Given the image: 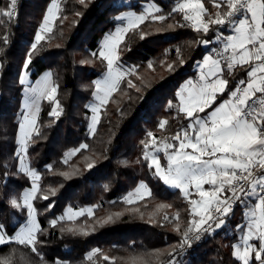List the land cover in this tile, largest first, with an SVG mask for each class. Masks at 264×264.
<instances>
[{
  "label": "trees",
  "instance_id": "16d2710c",
  "mask_svg": "<svg viewBox=\"0 0 264 264\" xmlns=\"http://www.w3.org/2000/svg\"><path fill=\"white\" fill-rule=\"evenodd\" d=\"M51 1L18 0V19L8 21L5 17L0 24V174L18 170L16 150L23 97L19 73ZM148 1L157 4L165 15L175 6V0H86L83 5L78 0L58 1L52 32L44 34L29 72L31 79L46 70L53 73L58 86L56 99L63 109L59 118L50 117L53 105L41 101L37 128L26 148L29 166L40 176L34 207L38 223L47 230L40 236L44 243L37 245L43 261L30 247L15 243L0 247V260L7 256L12 264H54L58 258L67 264H164L166 253L181 240L189 219L188 200L178 189L153 178L152 170L143 162L142 144L148 139V131L159 139L176 134L187 123L183 114L177 116L175 94L180 84L195 74V62L208 47L198 46L201 35L191 27L179 26L183 23L180 14L163 22L148 18L137 30L124 35L120 62L136 67L130 78L140 91L129 88L126 77L103 107L95 131L90 134L88 129L90 109L86 105L93 97V81L106 70V62L92 53L98 54L102 36L115 28L119 13L142 12ZM8 2L0 0V7ZM203 3L214 11L210 1ZM5 35L7 44L3 42ZM180 58L184 65H180ZM85 61L90 62L82 63ZM150 63L152 68L148 67ZM168 64H173L175 71H169ZM244 74V70L237 69L234 79L226 76L230 90ZM169 101L174 105L171 109ZM161 119L168 120L164 131L158 129ZM83 144L88 147L81 149ZM89 163L93 164L91 169ZM140 180L149 186L152 195L124 203L123 196ZM30 184L31 179L23 174L10 178L0 175V197L7 194L19 199ZM45 193L49 195L46 201L41 198ZM50 204L54 207L49 210ZM162 204L171 207L160 208ZM66 207H89L93 213L90 216L85 212L75 220L58 221L55 228L50 227V220L59 217ZM177 211L178 221H165V216L173 217ZM115 213L122 215L115 222L104 223ZM25 218L26 213L0 208V222L13 229H18ZM241 222L242 209L237 206L224 228L194 242L181 257L182 264H239L231 256V246L239 233L235 225ZM175 223L181 231H176ZM69 227L89 234L71 235ZM94 249L98 250L95 255H88Z\"/></svg>",
  "mask_w": 264,
  "mask_h": 264
},
{
  "label": "snow or ice",
  "instance_id": "6c2138e0",
  "mask_svg": "<svg viewBox=\"0 0 264 264\" xmlns=\"http://www.w3.org/2000/svg\"><path fill=\"white\" fill-rule=\"evenodd\" d=\"M78 2L86 4V0ZM210 2L214 11L209 10L202 0H177L167 15L153 4L139 15L135 11H129L123 16L115 17L117 21L126 20V26L117 27L106 37L98 54L92 53L102 63L106 62L107 71L103 78L93 81L92 95L97 103L86 105L92 113L89 129L95 131L100 121L101 109L120 89L126 77L128 87L140 91L130 78L136 73V67L125 68L119 62L124 35L129 30H137L148 18L163 22L173 14H180L183 23L179 26L191 27L201 35L197 44L208 47L209 52L203 55L202 60L195 62L199 69L198 81L187 80L175 94L178 101L175 105L177 116L183 114L189 121L187 127H181L175 135L160 140H157L152 131H148V139L142 141L143 162H147V167L153 170V178L170 189H178L185 199H188L190 189H194L198 196V199L188 201L187 226L182 231L181 240L166 253L164 264H182L181 257L192 249L194 242L200 241L209 232L214 234L224 228L237 206L242 209V219L246 224L235 225L237 231L242 233L239 237L241 243L232 244L231 256L239 264H264V0ZM17 7L18 0H9L6 7H0V24L4 23L5 17L8 21L18 19ZM55 14L53 5L35 33L34 42L19 73L18 82L23 88L25 109L19 124L20 153L33 140L42 99L53 105L50 117L59 118L63 111L56 99L58 86L52 79L53 73L46 72L34 84H27L33 57L45 40L44 34L52 32L49 25ZM144 38V34H141V39ZM3 42L8 43L7 35ZM87 62L90 61L82 63ZM179 63L184 65L185 61L180 58ZM148 67L152 68V64ZM167 68L175 71L173 64H168ZM237 69L246 72V79L238 80L235 89L230 90V80L225 78L224 73L227 72L234 79ZM225 94L227 99L218 100ZM173 107V102L169 101L168 108ZM167 125L168 120L161 119L158 129L164 131ZM87 147L86 144L80 146L81 149ZM160 152L166 163H162L161 158L156 155ZM87 167L91 169L93 164L89 163ZM18 174L30 178L31 187L26 188L19 199L10 198L7 194L0 197V208L8 207L14 213H26V218L18 229L0 222V247L13 243L30 247L31 252L40 255L43 261L37 245L44 243L40 236L47 230L38 223L37 209L34 207V201L40 192L37 184L40 176L24 163L23 155L20 156V166L16 172L9 174L5 170L0 175L10 178ZM64 175L68 176L67 173ZM205 185L208 187L205 188ZM51 194L55 195V192ZM145 194L152 195L148 185L141 182L135 191L123 197V202L132 204L134 199H143ZM41 198L46 201L49 195L45 193ZM53 207L54 204H50L49 210ZM159 207L171 205L162 204ZM87 213L91 216L93 209L88 208ZM84 214V209L73 211L69 207L62 216L50 220V227L55 228L58 221L75 220ZM121 215L122 213L112 214L104 223L115 222ZM164 219L173 223L180 219V213L177 211L175 216H165ZM175 229L181 231L179 223H175ZM61 232H64L63 228ZM67 232L71 235L89 234L72 227L67 228ZM96 251L98 250H94L93 255ZM104 259L109 260V257L104 256ZM0 264H12V260L6 256L4 260H0ZM54 264H67V261L58 258Z\"/></svg>",
  "mask_w": 264,
  "mask_h": 264
},
{
  "label": "rangeland",
  "instance_id": "374dc122",
  "mask_svg": "<svg viewBox=\"0 0 264 264\" xmlns=\"http://www.w3.org/2000/svg\"><path fill=\"white\" fill-rule=\"evenodd\" d=\"M58 1L59 0H53L49 5H48V8H47V10H46V13H45V15H47L48 14V10H49V8L50 7H52L53 5H55V17H56V15H57V6H58ZM152 3V2H151ZM153 4H155L154 2H153ZM156 6H157V4H155ZM125 12H129V11H124V12H121L120 14H118L117 16H123V14L125 13ZM141 13H143V12H139L137 15H139V14H141ZM54 17V18H55ZM54 20V19H53ZM52 20V21H53ZM42 23H43V21H42ZM41 23V24H42ZM40 24V25H41ZM52 24H53V22L49 25L50 27H52ZM120 26H126V20H120V21H117L116 22V26H115V28L112 30V31H110V32H107V33H105L103 36H102V38H101V40H100V46L103 44V42H104V40L106 39V37L109 35V34H111L112 32H114L115 31V29L117 28V27H120ZM40 27V26H39ZM39 30V29H38ZM120 62V61H119ZM120 64H122L123 66H125V68H129V67H132V66H130V65H127V64H123V63H121L120 62ZM107 71V67H106V70H105V72ZM46 72H50V71H48V70H46V71H44L40 76H38L37 78H35V79H31L30 77H29V75H28V81H27V84L30 86V85H32V84H34L35 83V81L37 80V79H39L40 77H42ZM104 72V73H105ZM103 73V74H104ZM103 74L99 77V78H97V79H101V78H103ZM23 100H24V97H22V113L25 111V109L23 108ZM42 100H44V99H42ZM41 100V101H42ZM41 101H40V103H41ZM92 103H97V101L95 100V98L94 97H92V99H91V101L88 103V105L89 104H92ZM90 109V108H89ZM103 109V108H102ZM102 109H101V111H102ZM101 111H100V113H101ZM100 113H99V115H100ZM91 115H92V113H91V110H90V117H91ZM90 117H89V123H88V127H89V124H90ZM21 120H22V115H21V118H20V122H21ZM89 129V128H88ZM19 132H20V128H19ZM93 131H91L90 129H89V133L91 134ZM20 135H21V132L19 133V137H20ZM19 137H18V139H19ZM16 152H17V155H18V159H19V162H18V167L20 166V156L21 155H23V157H24V163L25 164H27V166L28 167H30L29 166V162H28V156H27V153H26V150L23 152V153H20V151H19V145H18V147H17V150H16ZM38 174V173H37ZM39 175V174H38ZM31 184H32V180H31ZM31 184H30V186L29 187H31ZM37 184H38V181H37ZM28 187V188H29ZM25 190V189H24ZM23 190V191H24ZM23 191H22V193H23ZM22 195V194H21ZM69 207H66L65 208V210L63 211V213H61V215L60 216H62L66 211H67V209H68ZM72 208V207H71ZM89 207H85V208H80V209H75V208H72V210L73 211H79V210H81V209H84L85 210V212L87 213V209H88ZM59 216V217H60ZM38 221V220H37ZM95 250V249H94ZM94 250H92V251H90L89 253H88V255H92V252H94Z\"/></svg>",
  "mask_w": 264,
  "mask_h": 264
},
{
  "label": "crops",
  "instance_id": "0c3cea01",
  "mask_svg": "<svg viewBox=\"0 0 264 264\" xmlns=\"http://www.w3.org/2000/svg\"><path fill=\"white\" fill-rule=\"evenodd\" d=\"M53 1V0H52ZM51 1V2H52ZM204 0H202V2H203ZM208 1H210V0H208ZM50 2V3H51ZM152 2V3H151ZM177 3V0H175V4ZM149 5H153V1H148V2H145L144 4H143V10H142V12H144V9L145 8H147ZM158 7V6H157ZM128 11H133V10H128ZM137 13V12H136ZM120 14V13H119ZM138 14V13H137ZM54 21V20H53ZM52 21V22H53ZM212 46H215V45H212ZM209 52V48L206 50V52L204 53V55L205 54H207ZM203 57V56H202ZM202 57H201V59L200 60H202ZM200 60H198V61H200ZM49 71V70H48ZM105 72V71H104ZM103 72V73H104ZM102 73V74H103ZM101 74V75H102ZM100 75V76H101ZM99 76V77H100ZM224 76H225V78H226V76H227V72H225L224 73ZM99 77H97V78H99ZM97 78H95L94 80H96ZM189 79H192L194 82H196V81H198V79H199V69L195 66V74L193 75V76H190V77H188V78H186L181 84H180V86H179V88H178V90L181 88V86L187 81V80H189ZM241 79H246V72H245V74H244V76L241 78ZM240 80V79H239ZM236 87V86H235ZM235 89V88H234ZM233 89V90H234ZM177 90V91H178ZM228 97H227V95L226 96H224V97H222L221 99H219V100H223V99H227ZM201 115H203V114H201ZM189 123V121L187 120V123H186V125L184 126V128H186L187 127V124ZM20 133V132H19ZM19 133H18V136H17V141H18V137H19ZM173 135H175V134H173ZM166 137H170V136H166ZM163 138V137H162ZM162 138H157V140H160V139H162ZM18 147V146H17ZM149 151H151V149H149ZM156 155L157 156H159L160 158H161V160H162V163H166V161H164L163 160V153L162 152H160V153H156ZM18 162H19V159H18ZM19 168V167H18ZM153 171V170H152ZM39 181V180H38ZM141 182H144L143 180H140V181H138V183H137V185L135 186V188L134 189H132L131 191H129V192H133V191H135V189L138 187V185L141 183ZM145 183V182H144ZM149 187V186H148ZM208 186L207 185H205V188H207ZM149 190H150V188H149ZM128 192V193H129ZM127 193V194H128ZM127 194H125L124 196H126ZM123 196V197H124ZM144 196H147L146 194L144 195ZM191 199H198V196L196 195V193H195V190L194 189H190V195H189V197H188V201L189 200H191ZM137 200H139V199H134V202L135 201H137ZM240 224H246V221H244L243 219H242V222L240 223ZM242 235V233H238V236H237V239H236V241L233 243V244H238V243H241V241H240V239H239V237ZM255 242V241H254Z\"/></svg>",
  "mask_w": 264,
  "mask_h": 264
},
{
  "label": "built area",
  "instance_id": "2783aa9c",
  "mask_svg": "<svg viewBox=\"0 0 264 264\" xmlns=\"http://www.w3.org/2000/svg\"><path fill=\"white\" fill-rule=\"evenodd\" d=\"M186 253V252H185Z\"/></svg>",
  "mask_w": 264,
  "mask_h": 264
}]
</instances>
